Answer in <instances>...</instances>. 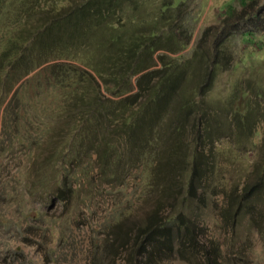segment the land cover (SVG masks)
Listing matches in <instances>:
<instances>
[{"label": "trees", "instance_id": "trees-1", "mask_svg": "<svg viewBox=\"0 0 264 264\" xmlns=\"http://www.w3.org/2000/svg\"><path fill=\"white\" fill-rule=\"evenodd\" d=\"M196 3L0 0V163L12 144L21 149L9 177L0 164V228L24 241L37 226L45 262L61 264L51 243L63 239L46 210L64 205L78 217L72 182L96 161L116 194L135 170L141 195L157 197L139 217L116 204L104 223L111 232L87 241L86 264H264V92L246 77L249 88L235 83L222 105L207 103L215 76L240 57L234 37H245L238 54L258 48L264 0L224 6L181 54ZM231 134L234 159L246 143L255 157L229 180L220 138Z\"/></svg>", "mask_w": 264, "mask_h": 264}, {"label": "rangeland", "instance_id": "rangeland-1", "mask_svg": "<svg viewBox=\"0 0 264 264\" xmlns=\"http://www.w3.org/2000/svg\"><path fill=\"white\" fill-rule=\"evenodd\" d=\"M243 2V0H240ZM236 5L238 7V1L236 0H197V3L194 5L193 15L196 17V22L193 29V34L190 39L189 45L182 51L181 54H185L186 51L192 47L199 31L205 25L214 23L216 21V16L220 14L223 10V7L226 5ZM220 11V12H219ZM244 35L238 38L235 36L233 39V50L235 52L234 58L236 60L233 61L232 65L229 69L225 71H219L215 76L211 89L207 94V102L212 107L220 106L223 104L221 102L225 99L231 90V86L239 84L241 88H249L246 86L244 82H240L241 79H245L251 81L252 86L256 82V85L260 87V89L264 92V32L260 33L259 42H255L259 44L258 48L248 49L245 53L238 54V47L241 44L239 40H241ZM243 41V40H242ZM248 42L246 41L243 44L244 47H248ZM237 50V54H236ZM242 57H244L246 62H243ZM259 62V63H258ZM255 69V71H253ZM238 81V82H237ZM235 106L238 105L237 101L233 103ZM260 110H264V108L260 105ZM225 111H222V115ZM227 116H229L227 114ZM261 127V123L256 125L258 128ZM231 128L233 129V124H231ZM233 135L226 136L225 138H220V141L224 144L223 147L226 150L223 159L228 157L229 162L226 165V170H222L224 176L231 178H235L238 173L241 172L244 165L253 160L255 157L254 148L251 143H246V146L242 147L245 151L240 155V158L234 159L233 155L236 154L235 151H231V147L233 149L235 146L226 145L224 143L225 140L232 141ZM258 141L257 135L253 137V142L256 143ZM215 144H218V142ZM16 147V145L12 144V149L10 155L7 154L6 157L2 158V172L1 175L3 177H9L12 174V171L16 169L19 165L18 156L21 158V149ZM238 155V154H236ZM85 158H83L84 160ZM91 167L88 168L89 173L87 176L77 178L72 182V185L77 189L78 196L71 202L75 207L79 210V216L76 218H69L66 214V207L64 205H53L46 210L48 215L51 216L50 223H52L51 227L54 225L58 226V223L62 229L63 239L56 242V238H52L51 255L57 259L61 264H86L87 262V253H85V247L87 245V241L96 234L99 238L102 237L104 232L110 233V229H106L104 226L105 221L108 216L113 213L116 204H122L123 206L128 205V210L131 215L139 217L144 213L148 212L152 206V201L155 197H157L151 191L147 193L145 196L141 195V175L135 170H132L131 175L129 174L128 180L124 183L125 190L123 194H116V189L119 186L115 185V182H107L102 178V175L99 173L100 170L97 167V162H91ZM227 167H229L227 169ZM92 171V172H91ZM181 177H177L179 180ZM232 180V179H231ZM12 182V181H11ZM90 195L89 199L82 201V197L84 194ZM166 210L168 207H164ZM11 209V208H10ZM127 210V211H128ZM209 211H204L205 221L209 225L211 224V214ZM65 219L59 222L58 216ZM53 220V221H52ZM37 221L32 222L33 225ZM123 225L130 226L131 221H123ZM43 224V222H42ZM103 225V226H102ZM37 226L34 229L30 230V233L27 234L26 240H22L20 237H16V232L14 230L6 231L0 228V264H52L50 262H45V250L43 249V241L38 238L34 231L37 229ZM239 231L243 232L242 236L245 234V224L242 221L238 227ZM96 231V232H95ZM105 234V233H104ZM104 236V235H103ZM28 239V240H27ZM252 239V248L254 250L255 255L260 253V244L254 234L251 235ZM27 243V244H26ZM16 249L18 251L17 254L13 253V250ZM263 262V260H260ZM161 264H187L182 261L172 260L163 262Z\"/></svg>", "mask_w": 264, "mask_h": 264}, {"label": "crops", "instance_id": "crops-1", "mask_svg": "<svg viewBox=\"0 0 264 264\" xmlns=\"http://www.w3.org/2000/svg\"><path fill=\"white\" fill-rule=\"evenodd\" d=\"M236 1H238V3H239L240 0H236ZM232 4H233V3H232Z\"/></svg>", "mask_w": 264, "mask_h": 264}]
</instances>
